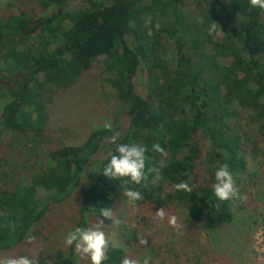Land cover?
<instances>
[{"label":"trees","instance_id":"16d2710c","mask_svg":"<svg viewBox=\"0 0 264 264\" xmlns=\"http://www.w3.org/2000/svg\"><path fill=\"white\" fill-rule=\"evenodd\" d=\"M31 1L55 11L0 14V98H10L0 115V148L31 141L27 151L36 156L48 141L51 93L71 87L98 60L114 97L125 98L116 99L110 131L97 127L79 145L46 151L44 168L35 169L25 160L16 179L17 164L0 156V253L24 244L50 205L74 194V229L88 227L90 216L104 218L101 209L113 211L126 199V188L142 194L135 206L183 208L193 230L209 232L231 224L237 199L217 201L212 184L215 171L227 164L238 188L247 168L246 149L254 158L263 154L264 10L252 8L249 0H193L194 16L188 17L186 0ZM73 2L79 6L68 10ZM213 23L217 25L210 34ZM142 65L148 80L145 96L134 84ZM236 104L248 112L254 135L229 127L227 110L235 115ZM116 133V143H110ZM196 134L207 142L205 149ZM106 143L110 151L91 175L93 159ZM132 143L147 148L146 172L163 164V180L154 183L149 175L134 185L103 176L117 145ZM155 143L166 157L152 150ZM180 181L194 192H176L173 185ZM38 188L46 194L42 200L34 195ZM73 250L68 260L79 264ZM107 256L104 264H121L125 253L109 247Z\"/></svg>","mask_w":264,"mask_h":264},{"label":"rangeland","instance_id":"374dc122","mask_svg":"<svg viewBox=\"0 0 264 264\" xmlns=\"http://www.w3.org/2000/svg\"><path fill=\"white\" fill-rule=\"evenodd\" d=\"M192 2L193 0L185 1L184 12L188 17L194 16ZM77 6L79 3L73 2L66 8L73 10ZM20 10L43 16L54 12L55 7L43 10L31 0H0L2 16L17 14ZM171 44V41L166 44L167 51ZM101 64V60L96 61L71 87L56 89L51 93V100L46 105L48 141L38 147L36 156L27 151V147L32 145L31 141L24 145L21 140L20 145L11 150L0 148V156L6 158L7 163L17 164L16 179L22 176L20 172L23 168L20 165L25 160H28L27 164H33L35 169L44 168L48 163L43 157L46 151L67 145H79L92 130L104 126L106 121L110 122L111 115L119 104L117 100L121 101L125 97H114V91L105 80L106 75ZM222 64L226 66L228 61L223 60ZM134 84L138 93L145 96L148 80L143 65L134 79ZM9 101L8 96L0 98V115ZM234 110L235 115L227 110V123L231 130L254 135L253 127L247 125L248 112L237 104ZM125 127L123 126L120 136ZM195 137L205 149L207 142L199 134ZM4 139L8 142L10 138L4 134ZM260 140V148L264 154V138ZM109 151L110 143H106L93 159L92 169H89L91 175ZM263 154L254 158L248 149L244 152L247 168L239 177L243 182L239 184L238 189L240 195L246 198L234 201V220L231 224L209 232L197 231L188 227L185 222L186 211L181 207L164 208L167 216L160 221L155 217V212L159 209L131 206L125 199L112 211V219L119 223L113 224L111 219L99 218L104 221L109 247L120 248L125 256L138 261L151 257L150 264H264ZM34 195L38 200H42L46 194L38 188ZM77 202L78 197L74 194L62 203H52L41 221L31 230L25 243L0 253V262L26 256L41 264H71L68 260L70 246L64 243V239L69 231L74 230ZM171 216L177 218L178 227L169 226L168 217ZM97 218L90 216L89 226L94 225ZM141 241H146V244ZM76 259L79 264H89L87 259H81L77 254Z\"/></svg>","mask_w":264,"mask_h":264},{"label":"clouds","instance_id":"9594fccd","mask_svg":"<svg viewBox=\"0 0 264 264\" xmlns=\"http://www.w3.org/2000/svg\"><path fill=\"white\" fill-rule=\"evenodd\" d=\"M249 4L252 8L264 10V0H249ZM148 23H151V18H149ZM216 25L215 23L212 24L210 34L212 31H215ZM156 28L159 29V23H157ZM149 35H151V32H149ZM104 127L110 131L112 124L106 121ZM118 137L119 133L114 134L109 139V142L115 144ZM152 150L162 156H167V152L159 143L153 144ZM146 151V147L135 143L118 144L115 152L110 154L109 161L103 168V176L112 181L124 180L134 185H140L142 182L147 181L149 175L153 177L154 183L163 180V176L161 175L163 164H161V167H152L148 168L147 172L145 171ZM214 181L212 191L217 201L224 202L233 198L241 200L246 198L242 197L239 189L235 187V182L227 164L222 165L215 171ZM173 189L176 192L182 191L190 194L194 192L193 187L186 181L175 183ZM123 195L131 206H135L136 202L143 199L139 191L131 188H126ZM216 207L219 208L220 203H217ZM100 216L113 220L111 209H101ZM166 216L167 213L163 207L155 212V217L160 221H163ZM113 221V224L119 223V221ZM168 223L170 227H178L175 216L168 217ZM64 243L67 246L73 247L75 253L81 259H87L89 264H104L108 259L109 237L106 235L102 219L97 218L95 224L92 226L76 227L74 230L69 231L65 236ZM141 243L146 244V241H141ZM150 260L151 257H145L142 261H138L125 256L121 264H150ZM0 264H35V261L26 256H21L6 259L0 262Z\"/></svg>","mask_w":264,"mask_h":264}]
</instances>
